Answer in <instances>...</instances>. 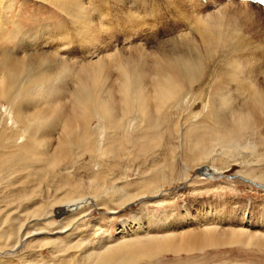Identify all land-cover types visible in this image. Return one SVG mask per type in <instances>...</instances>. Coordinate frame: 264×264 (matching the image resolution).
I'll return each instance as SVG.
<instances>
[{"label":"bare ground","instance_id":"bare-ground-1","mask_svg":"<svg viewBox=\"0 0 264 264\" xmlns=\"http://www.w3.org/2000/svg\"><path fill=\"white\" fill-rule=\"evenodd\" d=\"M49 1L63 5L69 14L78 17L75 20H83L77 26V32L82 35L79 36L80 39L86 40L91 45L93 41L97 44L104 27L99 26L102 25L100 22L98 27L95 25L98 20H95L96 16L91 7L87 9L88 6L86 8L82 0ZM0 3L3 4V1L0 0ZM9 6L3 4V9ZM259 6L257 4L256 10L263 15V10ZM220 10H217L219 12L217 14H209L207 17L199 16L193 19L194 21H190L199 39L195 38L194 30L190 29L191 32L173 40L169 49H161L159 55L153 59L142 53L138 57H129L125 55L123 49H119L115 54L98 56L100 57L98 60L90 62L70 60L68 53L58 49L53 51L47 47L44 49V44L40 51L30 52V48L23 49L26 44L28 47L32 46L33 37L28 32L23 36L27 39L23 37L20 39L18 49H23L20 51L22 55L12 48V50L5 49L4 41L17 39L19 31H15L13 36H7L9 26L0 19V189H3L1 187L5 189L0 190V201L4 203L3 207L0 206V240L3 242L0 254L12 255L18 252L27 240L33 237L36 239L44 233L51 236L40 242L32 239L31 243L35 247L50 246L55 249L54 251L60 252L71 248L81 249L82 254L79 256L86 264H138L144 259L151 261L165 253L202 252L219 247L241 246L264 250V210L254 213L249 208H242L237 215L230 214L228 217L229 223L239 221L241 228L216 226L217 222L223 221V216L218 212H208L210 214L208 217L187 216L189 217L187 220L179 219L175 223H167V217L162 221L161 216L155 217L151 213H146L144 217L133 216L121 222L119 234L124 240L118 241L115 245H105L104 249L101 246L99 252L91 251L87 244L61 243L59 237L68 234L72 227L70 225L57 226L51 231L23 230L27 222L33 219H43L50 227L55 224L50 221L52 215L49 209L42 210L43 206L40 208L34 206L35 209L29 210L25 205L26 200L33 195H42L41 183L45 180L50 181L52 184L50 188L54 190L50 206L55 207L63 203L68 211L79 209L82 203L87 202V195L90 198L91 195L98 198L106 193L113 203L124 206L146 198L148 195L144 192L139 193L140 195L125 196L123 187L116 185L114 180L123 179L128 182V177L122 175L118 178L117 174L114 173V176H111L110 173L115 172V165L122 163L126 166L141 157L150 159L149 155L166 135L162 134L160 128H166L167 131L164 133L175 134L179 146L186 148L183 152H187L186 157L190 162H200L205 159L215 161L224 158L227 162L235 161L245 165L252 163L249 157H257V162L264 161V137L256 120L257 110L264 113V90L255 81H251L254 74V60L244 53L246 51L244 40L235 37L230 30L226 29L223 24L225 15ZM127 14H125L126 19L130 15ZM132 17L123 21L130 22L133 20ZM74 24L76 26L77 22ZM17 28L13 29L18 30ZM111 30L110 28V32L114 29ZM50 42L46 41L47 44ZM65 43L59 45L62 47ZM86 45L90 46L88 43ZM86 52L88 53H85V56L97 55V52ZM151 53L155 52L150 51L149 55ZM105 57L111 61L110 66L120 68V77H117L118 80L115 81L119 84L116 87L114 83H112L113 86L108 87V84L105 86L104 70L110 68L103 60ZM125 57L128 59L124 61ZM217 58L226 72L222 78L217 75L218 67L211 71L209 81L206 82L208 88L205 85L200 94L201 97L205 96L202 100L206 112L204 114L200 111L189 113L191 116L185 121L172 119L173 116L169 112L173 109L171 102L180 99L179 96L187 85L198 84L207 74V71L205 73L206 63L215 61ZM72 69L76 70L79 83L72 91L71 99L69 97L70 105L65 104L66 102L59 103V98L58 100L56 98L58 103L51 104L49 103L51 98H40V94L34 93L35 90L45 88L44 91L48 97L50 95L52 98L57 97L56 95L62 90L64 79L68 77ZM29 74L31 81L24 86L21 83L23 77ZM221 79L228 81L225 86H222L223 89L217 87ZM150 85H154L152 90L149 88ZM50 88L54 89L51 94ZM21 94L27 96L31 94L29 97L32 98L34 108H29L30 111L24 107L26 102L18 101ZM186 96L189 95L185 94L183 98L188 101L199 100L195 95L189 96L188 99ZM241 98L246 100L242 102ZM120 101L128 107V110L131 108L138 110L136 113L141 114L140 123L139 119L128 118L129 116L125 115L126 112L118 111ZM42 102L45 103L44 106L39 105L43 104ZM177 103L179 104V101ZM153 104L167 113L151 111ZM202 114L206 120H201ZM94 119H96L95 125ZM110 132L114 133L110 134ZM170 146L164 147L168 157ZM202 166L203 173L210 176L215 174L214 171L209 172V166L205 164ZM252 172H255V169L248 174ZM22 173L25 176L22 175L20 182L18 181L21 185L17 190L18 193L11 189L10 196L3 194L8 187L14 186V183H10L12 177ZM238 176L264 188L261 182H255L242 174ZM33 183L41 185L34 189ZM160 191L161 188L151 192L152 195L157 196ZM160 201L162 199L158 202ZM14 205H17L18 209L15 207L10 210ZM21 207L22 213L27 216V222L19 221V217L14 214ZM120 212L121 209H114V207L110 210L112 215ZM188 224L196 225V227L205 224L207 226L199 230L188 229L174 233L177 228ZM6 225L9 226L10 232L6 230ZM160 230H167L169 234L155 236L154 233L157 234ZM72 231L74 232V229ZM151 232L154 236L149 234ZM138 234H145L146 237L130 239L127 237Z\"/></svg>","mask_w":264,"mask_h":264},{"label":"rangeland","instance_id":"rangeland-1","mask_svg":"<svg viewBox=\"0 0 264 264\" xmlns=\"http://www.w3.org/2000/svg\"><path fill=\"white\" fill-rule=\"evenodd\" d=\"M1 1H3V4L10 5L7 9H3V4L0 3V16L2 17H0V19L9 26V30L6 33L8 34L7 36H13L15 31H19L17 33V39H13L9 42L7 40L4 41L3 46L4 48L6 47L5 49L12 48L14 51H19V54L22 55L20 51H23L24 48H30V52H35L40 51L42 48L41 46L44 44V49L47 47V49L50 48V50L53 51H56V49H58V51L62 50V52L68 53V58L70 60L76 62L95 61L102 55L115 54L119 49H123L125 55L129 57H138L140 53H142V55L153 59V57L159 55L158 53L161 52V49H169L173 40L181 38L185 34L191 32V30H194L193 33L195 38L199 39L195 27L190 21H194L199 16L207 17L209 14H217L222 8L220 11L225 15L223 24L226 29L230 30L235 37L244 40L246 43L244 44L246 50L244 53L251 56L254 60V74L251 81H255V83L264 90V7L261 6V10H263V15H261L256 10L257 4L241 2L240 0H207V2L206 0H82L84 1V6H88V8L86 7L87 9H89V7L92 8L90 9L93 10L94 16H96L95 20H98L95 25L98 27L101 23L102 25L99 26L102 28L104 27L100 32L97 44L93 41V45H91L86 40L80 39L79 36L82 35H79L77 32L79 22L82 23L83 20H75L78 17L69 14L63 5H57L49 0ZM252 7L255 8L252 9ZM127 13L130 14V19L133 16V20H130V22L123 21L126 19L125 14ZM129 17H127V19ZM119 19L120 21H118ZM73 22H77V25L75 26ZM129 24H132V26H129ZM14 27H18V30H14ZM110 28L114 30L110 32ZM108 29L109 31H107ZM26 32L33 37L32 46L28 47L26 44L23 49H18L20 47V39ZM64 39H66V41ZM46 41L51 42L47 44ZM85 41L90 46L86 45L87 43ZM61 43H65V45L61 47L59 45ZM136 46L138 48H132ZM89 48L92 49L90 50ZM147 50L155 53L149 55L150 51ZM86 51L97 52V55L89 56L88 54L85 56V53H88ZM147 52H149L148 55ZM98 56L100 57L98 58ZM126 59L128 58L125 57L124 61ZM103 60H105L106 64L110 67L104 70L106 79L105 86L108 84V87L113 85L116 87V85L119 84L115 81L118 80L117 77H120V68L110 66L111 61L109 59L107 60V57ZM206 65L205 73L207 71V74L202 77L200 82L194 86H186L181 96H179V104L177 103L178 101L171 102L173 106L170 105L174 110L172 109V112H169L172 114V119L175 121H185L191 116L190 114H192V112L200 111L203 112V114L206 112L204 108L205 104L202 100L205 96L201 97L200 94H202L205 85L206 88H208L206 82L209 81L210 73L214 71L215 67H218L216 69L218 70L217 75L223 78L226 72L225 67L219 62L218 58L215 61L211 60L210 63H206ZM29 77L30 74L23 77L21 83L24 84V86L31 81ZM227 82L228 81L225 79H221L217 87L223 89L224 87L222 86H225ZM78 83L77 72L72 69L68 77L64 79L61 87L62 90L56 95L57 97L52 98L51 95L48 97L47 93L44 91L45 88L38 89L37 91L35 90L34 93L40 94V98H51L49 100L51 104L66 102L65 104L70 105V96ZM112 83L114 84L112 85ZM202 83H204V85H202ZM153 86L154 85H150L149 88L152 90L154 88ZM214 87L216 86L214 85ZM50 89L51 94L54 89ZM34 93L32 92V96ZM185 94L189 96H198L199 100H185L183 98ZM30 95L31 94L28 96L21 94L20 97H18L19 102L24 101L27 103H25V106L23 105L27 108V111L34 108L32 98L29 97ZM62 96L65 97L63 98ZM189 96H186V99L190 98ZM56 98L57 100L59 98L60 101L58 100L57 102ZM243 100L245 101L246 99L241 98L240 101L244 102ZM5 103L6 102H4V104ZM39 105L44 106L45 103ZM154 105L155 104L151 106V111H159L160 114L167 113L164 112L162 108L158 109L155 107L157 105ZM179 106L182 110L178 108ZM152 107H154V109ZM119 108L118 111L120 113L126 112L127 114L125 115L127 117L129 116L128 118L135 117L139 119V123L141 122V114L136 113L138 110L134 108L128 110V107H126L123 102L120 103ZM203 114L200 115L201 120H206ZM256 114L257 125L261 127L264 137V113H260L257 110ZM95 123L96 119H94V125ZM159 130L163 132V135H166H164L165 137L162 138L158 146H155L156 148L153 146L155 150L149 155L150 159H142L141 157L126 166L122 165V163L117 166L115 165V172L112 171V173H110L111 171H107L111 176H114L113 174L115 173L118 178L122 175L128 177V182L123 179L118 180L117 178V180H114L116 185L123 187L125 196L140 195L139 193L144 192L148 195L146 198L142 200L138 199L124 206L115 202L113 203V201L107 197L108 195L106 193L99 196V199L96 198L95 195H91V198L87 195V202L82 203L79 209L68 211V209L65 208L66 205L63 203L58 206L55 205V207L50 206V202L53 201L51 195L53 197L54 190L50 188L52 185L50 181L48 182V180H45L41 183L42 185L38 184L41 185L42 195H33L30 199L26 200L25 205L29 210H33L35 207L40 208V206H43L42 210L49 209L48 211L52 215L50 221L55 224L50 227L43 219L28 221L27 216H24L22 213L23 208L21 207L14 214L19 217V221H28L25 225L27 228L24 227L23 230L26 231L28 229L29 231H33L34 229H45L51 231V229H56L57 226L62 227L70 225L72 227L68 231V234L59 237L61 243L64 244L67 242L68 245L87 244L91 251L99 252L101 251V246L104 249L105 245H115L118 241L124 240V238H120L121 234H119L121 222L133 216L144 217L146 213H151L155 217L161 216L162 221L167 217V223H175L179 219L187 220L191 216L196 217V215L208 217L210 216L208 212H218V214L223 216V221L220 223L217 222L216 226L219 228H241L239 221L229 223L228 217L230 214L237 215L242 208H249L253 210L254 213L264 210V188L262 189L257 186V184L245 181L238 176V174H242L255 180V182L264 184L263 160L257 162V157H249L248 159L252 162L249 163L251 167L249 164L244 165V163H236L235 161L227 162L224 158L215 161H212V159H205L200 162H190L188 157H186L187 152H183L186 148L183 149L184 147L182 145L181 147L179 146V141L176 139L175 134L164 133L167 131L166 128H160ZM113 133L114 132H110V134ZM47 136L50 138L48 134ZM166 146L171 147V149H169V157L165 154L167 150L164 149V147ZM204 164L210 167L209 172L214 171L215 174L210 176V174L203 173L201 167H203L202 165ZM253 169H255V172L248 174L253 171ZM22 175L25 176L23 173L18 176H13L10 183H14V186L11 188L8 187L3 194L7 196L9 193L12 194L13 190H15V193H18L17 190L21 186L18 181L20 182ZM38 185L37 183L34 184L33 188H37ZM1 188H3L0 189L1 191L5 190L4 187ZM160 188L161 191L159 195H152L153 193L151 191ZM8 196H10V194ZM122 199H124V197ZM161 199L162 201L158 202ZM0 204V206H2L4 203L0 201ZM46 205H48V208ZM15 207H17V205H14L10 210L15 209ZM113 207L114 209H121V212L117 215H112L110 210H112ZM16 209H18V207ZM72 211L73 213H71ZM6 226V230L10 232L9 226ZM204 226L207 225L196 227V225L188 224L184 227L177 228L174 233L184 232L188 229L199 230ZM149 234L154 236L152 232ZM154 234L155 236H161L169 234V231L160 230L157 234ZM50 236L51 235L44 233L36 239H33L34 237L30 238L18 249V252L12 255L0 254V264H86L81 256H79L82 254L81 249L71 248L67 251L63 250L60 252L54 251L55 249L52 247L50 248V246H43L40 248L39 246L35 247L31 243L32 239L33 241L37 240L40 242L46 240L47 237ZM143 236L146 237L145 234L127 237L130 239L135 237L143 238ZM127 237L125 238L127 239ZM54 238H56V236H54ZM27 244H29V246ZM2 246L3 242L0 240V247ZM138 264H264V250L244 248L241 246L209 248L202 252L194 251L180 254L165 253L151 261L144 259Z\"/></svg>","mask_w":264,"mask_h":264}]
</instances>
